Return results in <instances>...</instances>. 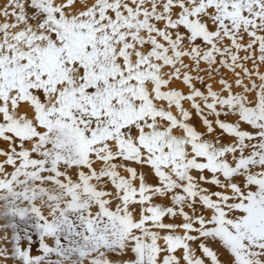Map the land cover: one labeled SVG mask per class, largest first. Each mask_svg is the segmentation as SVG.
Instances as JSON below:
<instances>
[{
	"label": "snow or ice",
	"instance_id": "obj_1",
	"mask_svg": "<svg viewBox=\"0 0 264 264\" xmlns=\"http://www.w3.org/2000/svg\"><path fill=\"white\" fill-rule=\"evenodd\" d=\"M0 264H264V0H0Z\"/></svg>",
	"mask_w": 264,
	"mask_h": 264
}]
</instances>
